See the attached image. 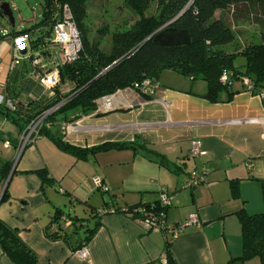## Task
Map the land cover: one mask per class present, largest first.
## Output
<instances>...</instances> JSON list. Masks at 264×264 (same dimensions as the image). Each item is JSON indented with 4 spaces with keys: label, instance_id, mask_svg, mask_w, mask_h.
<instances>
[{
    "label": "crops",
    "instance_id": "obj_1",
    "mask_svg": "<svg viewBox=\"0 0 264 264\" xmlns=\"http://www.w3.org/2000/svg\"><path fill=\"white\" fill-rule=\"evenodd\" d=\"M239 24L233 26L239 30L236 41L248 39L247 28ZM254 30L258 42L259 29L254 26ZM11 37L0 38L4 97H10L5 91L8 76L19 67L29 69L24 60L11 66ZM36 76L30 71L15 82L17 100L42 102L50 95ZM206 88L204 80L165 70L149 99L132 88L120 89L98 99L94 112L54 124L62 141L86 149L82 159L61 150L45 135L36 136L18 155L19 128L16 138L5 137L0 124V159L11 162L5 187L6 180L0 183V221L35 254L34 264H167L168 241L176 264H260L256 257L238 260L242 240L237 212L251 215L264 210V99L244 91L239 80L232 82L229 100H207ZM221 96L225 98L224 93ZM246 118L257 121L231 122ZM192 140L201 142L204 155H188ZM131 142L135 148L90 151ZM42 170L50 181H42L37 173ZM193 171L204 173V183L188 188L185 182ZM92 177H100L109 191L94 188ZM4 189L7 197L1 200ZM162 189L172 195L165 210L167 225L176 227L193 213L200 225L186 226L172 237L165 231L145 230L121 211L106 212L78 251L71 244L81 235L67 243L45 233L55 209L83 218L88 226L93 209L156 203ZM0 264H16L1 247Z\"/></svg>",
    "mask_w": 264,
    "mask_h": 264
},
{
    "label": "trees",
    "instance_id": "obj_2",
    "mask_svg": "<svg viewBox=\"0 0 264 264\" xmlns=\"http://www.w3.org/2000/svg\"><path fill=\"white\" fill-rule=\"evenodd\" d=\"M150 2L151 0L123 1V5L132 11L136 18L128 28H117L111 34L108 49L105 50L101 47L104 29L98 31L97 37L88 36L84 23L86 0H45L43 18L39 23L28 29L10 33L31 34L30 55L20 60L26 61L29 69L19 67L14 75L8 76L5 91L10 97L5 98L12 102L13 109L4 104L0 105V116L16 124L22 134L32 120L59 104L45 116L37 136L49 137L58 148L82 159L85 157L86 149L62 141L52 126L60 122H72L94 112L98 99L120 89L135 90V85L145 78L158 82L162 71L171 70L191 80H204L207 87L204 97L211 102L229 100L233 94L230 91L232 82L240 81L239 78L242 76L250 78L254 91L264 88V0H155V11L146 14ZM64 3L70 7L72 19L79 32L81 47L73 61L58 64V83L49 89L50 95L44 101L17 100L18 92L13 88L14 84L22 81L24 75L30 71L33 75L42 74L44 68L49 69L56 61L55 51L49 46V39L53 24L58 19L60 6ZM178 14L180 15L170 23V26L188 31L189 45L169 47L153 42L152 38L147 39ZM247 18L255 20L259 29V41H249L240 48H235L238 32L234 31L233 26L246 21ZM37 54L43 57L45 63L43 69L32 64V59ZM236 56L244 59L241 68L234 66ZM223 71L230 75L232 81L230 84L220 81ZM36 80L41 85L37 76ZM243 90L245 91L244 87ZM222 93L225 95L224 99ZM143 96L146 99L152 97ZM108 148L135 147L133 142L111 143L92 148L90 151ZM10 167L11 162L0 159V183L6 180ZM37 173L43 182L51 180L45 171ZM6 197L7 190L4 189L1 200ZM100 208H113L115 212L122 210L111 206L93 209L90 216L94 223L89 227L84 224L83 218L62 215L55 209L45 233L52 240H64L67 243L81 235L80 239L74 241V245L71 244L73 251L81 250L98 227L99 217L102 215L98 213ZM237 215L242 240V252L238 260L244 262L256 257L260 264H264V210L251 215L240 210ZM65 221L69 222L66 226L63 225ZM169 245L170 241L166 243V263L176 264L170 255ZM0 247L16 264H34L36 260L35 254L20 240L17 233L1 221Z\"/></svg>",
    "mask_w": 264,
    "mask_h": 264
},
{
    "label": "built area",
    "instance_id": "obj_3",
    "mask_svg": "<svg viewBox=\"0 0 264 264\" xmlns=\"http://www.w3.org/2000/svg\"><path fill=\"white\" fill-rule=\"evenodd\" d=\"M12 41V50H13V59L12 65L18 64V62L23 59L25 56L30 55V40L31 34L28 32H19L17 34L11 35ZM49 46L52 50L55 51L56 61H54L51 67L45 69V63L43 62V57L38 54L32 59V64L34 66H40L43 70L42 74L37 75V79L41 85L47 89H51L58 83V64L70 63L76 57L77 52L81 47V41L77 27L72 19V13L70 7L67 3H64L60 6L58 19L55 21L52 27L51 37L49 39ZM38 53V52H37ZM36 54V53H35ZM245 91L251 94H255L260 99H264V88L259 91H254L253 84L250 78L242 76L239 78ZM220 81L224 84H230V75L223 71L220 76ZM158 88V82L145 78L140 83L135 85V90L142 95L153 96ZM5 105L9 109H13V104L9 99H6L3 95L0 94V105ZM59 106L56 105L49 110L42 113L36 119L32 120L22 132L19 144L17 148L18 155L22 148L30 143L38 133V129L41 126L45 116L55 110ZM251 123L257 121L253 118H246L244 120H233V123ZM205 154L201 142L199 140H192L190 143V148L188 155L190 157H199ZM17 155V156H18ZM204 173L193 171L189 173L188 178L185 182V186L192 188L198 184L204 183ZM94 187L100 189L101 191L109 190L104 184L100 177H93L92 180ZM172 200V195L169 194L165 189H162L158 195V200L156 203H148L141 201L137 204H134L131 208H122L121 212L127 216L138 221L145 230L152 231H165L171 234L172 237H176L179 231H181L186 226H199L200 222L196 214H190L180 224L176 227H171L166 224L165 221V210L170 205ZM106 212H115L113 208L109 209H98L99 214H104ZM69 222L65 221L64 226L68 225ZM81 256L85 255V251L80 252Z\"/></svg>",
    "mask_w": 264,
    "mask_h": 264
},
{
    "label": "rangeland",
    "instance_id": "obj_4",
    "mask_svg": "<svg viewBox=\"0 0 264 264\" xmlns=\"http://www.w3.org/2000/svg\"><path fill=\"white\" fill-rule=\"evenodd\" d=\"M123 1L124 0H86V18L84 23L88 36L90 38L97 37L98 31L104 29L105 34L103 38L101 37V47L105 50L108 49L111 34L115 32L117 28H128L130 23L136 18L134 13L123 5ZM0 2H6L9 4L14 19V25L11 26L4 17H0V37H11V31L17 32L23 29H28L36 23H39L43 18L45 0H39V3H35L32 0H0ZM152 11H155V0H151L149 8L146 10V14H150ZM254 21V19L247 18L246 21L239 24L240 26L247 28V30L244 31L251 36H249L248 39L246 38L247 40L241 36L242 39L236 41V44H234L236 45L235 48H240L247 41H254L256 39L257 33L254 34V31L257 30H254V26L256 28H258V26ZM233 29L235 32L239 31L236 28ZM255 42H257V40H255ZM243 62L244 59L241 56H236L233 61L234 66L237 68H241ZM0 124L5 128V137H7V135L8 137H17L18 127L16 124L2 116H0ZM2 144V140H0V148L2 147ZM91 179L93 180V177ZM92 221L93 219L88 223L89 227L92 225Z\"/></svg>",
    "mask_w": 264,
    "mask_h": 264
},
{
    "label": "water",
    "instance_id": "obj_5",
    "mask_svg": "<svg viewBox=\"0 0 264 264\" xmlns=\"http://www.w3.org/2000/svg\"><path fill=\"white\" fill-rule=\"evenodd\" d=\"M35 3H39V0H32ZM180 14H178L174 19L160 27L157 31H155L152 35L148 36L147 39L152 38V41L163 45V46H180V45H189L190 44V35L188 31L186 30H179L172 26H170V23H172ZM0 17H4L11 26L14 25V19L12 15V10L8 3L6 2H0ZM12 173V169L9 173ZM8 178L6 179L3 188L5 187V184L7 183Z\"/></svg>",
    "mask_w": 264,
    "mask_h": 264
}]
</instances>
